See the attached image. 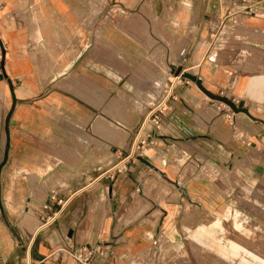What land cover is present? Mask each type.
<instances>
[{"label":"rangeland","instance_id":"rangeland-1","mask_svg":"<svg viewBox=\"0 0 264 264\" xmlns=\"http://www.w3.org/2000/svg\"><path fill=\"white\" fill-rule=\"evenodd\" d=\"M157 2L161 6V1ZM149 5L152 8V3ZM118 13L123 15L120 11ZM104 14L107 16L108 11ZM153 15L147 14L156 24L144 25L137 36L138 40H143L139 42L142 57L128 56L123 60L105 45V57L100 59L106 66H120L125 71H128V66L151 67L152 73L128 71L127 74L128 79L133 78L142 84V89L136 91V98L145 100L146 104L136 105L131 99L135 94L131 92L124 96L127 102L106 99L104 115L110 118L97 117L94 126L89 127L90 134L79 133L82 137L76 140L75 145L82 149L81 141L83 145L86 141L90 149L103 147L99 156L105 162L103 174L106 179L118 177L123 194L130 190L133 192V188L138 190L134 194L138 203L151 199L154 213L157 210L155 206L168 211L163 219L161 235L158 226L157 234L154 233L159 216L153 220L154 232L150 235L152 243L168 245L164 264H264V150L257 145L259 136L256 135L262 126L256 118L250 122L243 115L235 117L236 111L226 102L240 109L239 96L234 91L235 80L264 76V51L257 45L260 35L243 29L245 27L239 24L222 21L218 29L211 32L210 40L200 43L197 27L187 31L173 26L164 27L157 25L160 23L159 13ZM9 18L19 22L25 34L24 42L20 43L19 58L35 65L36 70L44 71L35 77L37 83L39 79L47 85L44 89L47 96L50 86L55 88L59 82H62L59 86L67 89L63 82L67 75H61L56 83V75L52 74L57 60L56 43L33 41L29 37L33 27L36 28L33 11H26L24 17L11 11ZM93 29H90V37L95 45H101V31L97 29L93 33ZM165 30H168V39L164 35ZM144 42L147 43L146 50ZM129 46L127 44V49ZM145 51L147 56L144 57ZM207 64L216 66V82L200 72ZM46 71L51 74H46ZM146 77L149 83H146ZM245 80L236 82L237 91L244 87ZM196 81L206 91L225 87L228 98L223 97L226 100L220 102L207 100ZM249 87L258 97H264L263 78H253ZM26 90L34 93L31 99L40 96L38 88L27 86ZM113 93L111 95L116 97L119 95L118 91ZM115 100L119 104L112 107L109 102ZM54 117L49 107L42 106L41 142L42 146H47L45 151H49L48 145L51 144V152L33 155L30 148L28 153L20 155L25 161L41 156L42 170L37 179L40 186L35 187V194L42 199L49 192L55 176L68 180L72 176L70 171L57 166L65 168L66 162H84L96 157L95 153L87 156L64 153L69 144L65 125L62 121L55 124ZM110 119L123 124L130 132L113 127ZM244 121L251 128H246ZM37 130L35 123L29 124L30 135ZM96 132L103 134L99 133L103 142L92 137L97 135ZM56 133L61 137L53 139L50 135ZM28 141L31 145L33 139L30 137ZM136 160L140 164H132ZM152 166L158 171L151 170ZM73 173L78 175L80 171ZM10 177L32 179L23 169L10 171ZM135 179H141V185L131 188L130 184Z\"/></svg>","mask_w":264,"mask_h":264},{"label":"crops","instance_id":"crops-1","mask_svg":"<svg viewBox=\"0 0 264 264\" xmlns=\"http://www.w3.org/2000/svg\"><path fill=\"white\" fill-rule=\"evenodd\" d=\"M157 1L0 0V264H74L66 248L69 243L109 249L110 264L166 262L168 245L152 243L150 235L154 232L152 224L157 216L160 221L154 233L157 234L158 226V233L161 235L163 219L168 211L162 206H155L157 210L154 213L151 199L138 203L134 195L138 190L133 187H140L141 179H135L130 184L133 192L130 190L128 194L121 192L118 177L106 179L103 174L105 162L99 156L103 153V147L90 149L86 141V145L81 141L82 149L75 145L76 140L82 137L79 133L90 134L89 127L94 126L97 117L110 118L104 115L106 99L127 102L128 99L124 96L131 92L135 94L131 99L136 105L146 104L145 100L136 98V91L142 89V84L133 78L128 79L127 74L152 73V68L147 65L128 66V72L120 66H106L100 60L105 57V45L123 60L128 56L142 57L143 50L139 42L143 40H138L137 36L144 25L156 24L147 16L150 13L152 17L153 13H159L160 23L157 25L173 26L183 31L197 27L199 42H207L211 32L214 33L222 21L226 22L229 15L236 14L241 8V0H160L161 6L157 5ZM149 3H152V8ZM259 7L258 15L247 18L239 25L260 35L257 45L264 51V0H261ZM28 10L33 11V25L36 26L28 34L30 39L56 43L54 72L49 69L56 75L55 82L61 75H67L63 81L67 89L59 86L62 83L59 82L55 88L50 86L48 96L44 90L47 85H43L39 79L37 83L35 77L43 70H36L35 65L19 58L20 43L24 42L25 34L20 29L19 22L10 21L9 18L11 11L24 17ZM105 11H108L107 16ZM124 15L128 17L125 18ZM92 27L93 33L97 29L101 31L102 46L93 43L90 37ZM164 35L168 39V30H165ZM127 44L130 45L129 49ZM66 65L68 68L62 72ZM262 68L264 73V66ZM216 70V66L207 64L200 72L216 82ZM256 77L264 79L261 75L248 80L243 77L235 80L234 91L239 96L240 109L229 101L226 102L236 111L235 117L243 115L250 122L255 118L259 120L262 127L256 133L259 136L257 145L263 151L264 97H258L249 87L250 81ZM144 79L149 83V78ZM240 79L245 80V84L237 91L236 82ZM195 83L207 100L220 102L226 100L223 97L228 98L225 87L206 91L200 87L199 82ZM27 86L38 88L40 96L31 99L30 96L34 93L26 90ZM43 91L45 94L42 96ZM114 91H118L117 97L111 95ZM42 106L49 107L55 114V124L62 121L65 125L69 144L64 148V153H82L85 156L95 153L96 156L85 161L82 158L84 162H66L65 168L57 166L58 169L70 171L72 176L70 180L55 176V181L51 183L52 186L43 199L35 194V187L40 186L37 179L42 170L41 156H34L32 161H25L20 156L28 153L30 148L33 155L51 152V144L48 145L49 151H45L47 146H42L41 142ZM227 108L230 110L228 106ZM110 122L118 130L130 132L121 123L112 119ZM31 123H35L38 129L33 135L28 132ZM244 125L251 128L247 121H244ZM96 133L92 137L97 141L101 140L100 132ZM100 135L103 136L102 133ZM50 136L53 139L55 136L61 137L57 133ZM30 137L33 139L31 145L28 141ZM137 163L140 164L137 160L132 164ZM151 168L158 171L154 166ZM21 169L30 174L32 179L10 177V171ZM73 171L80 173L75 175ZM99 263L100 259L96 256L93 264Z\"/></svg>","mask_w":264,"mask_h":264},{"label":"built area","instance_id":"built-area-1","mask_svg":"<svg viewBox=\"0 0 264 264\" xmlns=\"http://www.w3.org/2000/svg\"><path fill=\"white\" fill-rule=\"evenodd\" d=\"M261 0H241L240 10L233 15L227 17V21L231 25L241 24L247 18L258 15L260 13ZM67 250L70 252L74 264H93L94 258L100 259L99 264H110L111 251L107 248L91 247V246H75L74 244H66Z\"/></svg>","mask_w":264,"mask_h":264},{"label":"bare ground","instance_id":"bare-ground-1","mask_svg":"<svg viewBox=\"0 0 264 264\" xmlns=\"http://www.w3.org/2000/svg\"><path fill=\"white\" fill-rule=\"evenodd\" d=\"M137 95V94H136ZM111 101H113V100H111ZM109 103H111L112 104V107L113 106H115V104L116 105H118L119 103L115 100L113 103L112 102H109ZM108 102H107V104H109ZM110 107H111V105H110ZM117 107V106H116ZM125 108V107H124ZM128 108V107H127ZM110 109V108H109ZM129 109V108H128ZM115 110V109H114ZM131 112V115H133L132 113H133V111H130ZM120 113V112H119ZM128 113V112H127ZM127 117V116H126ZM115 119V118H114ZM128 121V120H127ZM123 125V124H122ZM126 125V124H125ZM127 127V126H126Z\"/></svg>","mask_w":264,"mask_h":264}]
</instances>
